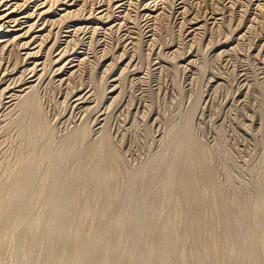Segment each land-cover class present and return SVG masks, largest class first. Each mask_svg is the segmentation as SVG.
I'll use <instances>...</instances> for the list:
<instances>
[{
  "label": "rangeland",
  "instance_id": "374dc122",
  "mask_svg": "<svg viewBox=\"0 0 264 264\" xmlns=\"http://www.w3.org/2000/svg\"><path fill=\"white\" fill-rule=\"evenodd\" d=\"M39 1L45 3L44 8L42 7L44 10L40 9L42 12L36 10L33 13L34 9H28L29 12L33 13H31L33 16L30 15L33 18L29 22H34L35 16L36 20L39 21L25 26L24 30L22 29L23 32L27 31L28 34L25 37H21V33H19L20 37H18V32L20 31L11 32L10 36H6V39L11 37L13 41L11 38L7 39L8 43H6L7 41H0V49L3 47L0 51V56L2 55L0 67L3 66L0 68V73L2 72L1 74H3H0V78L3 79H0V104L3 105H0V197L2 196L0 198V204H2L0 207L7 210L0 209L2 210L0 211V264H71L73 262L72 257H76V255L79 256H77L78 258L74 257L73 260L75 262L72 264H79L77 259L79 261L81 258L82 261H86L88 258L89 261H87L90 264H181V261L182 263L186 262V256H188V263L186 262L185 264H207L209 262L214 264H264V0H212V2L211 0H182V5L181 0H155V2L154 0H151L152 2L150 0H139V2L138 0H71L73 3L70 0H58L59 2L56 0ZM64 1L65 3H63ZM147 2L150 4H148L149 6L146 4ZM153 2H157V5L155 6ZM163 3L167 6H163ZM72 4L76 9L78 6L81 11L75 8H73V11ZM81 4L83 5L81 6ZM91 4H94V7L97 6L95 7L97 11ZM105 5L109 7L106 9ZM60 6L63 8H60ZM80 6L84 8L82 9ZM186 7V10L189 12L185 10ZM210 7L215 8V10H211ZM46 9L48 11L45 13ZM66 9L68 10L66 11ZM207 9L210 10L208 11ZM62 10H65L66 13ZM126 10L129 11V14ZM157 10L159 14L154 13ZM70 11L74 12L75 16L74 13L71 15L72 12L70 13ZM145 12L151 13V16ZM60 13H62L65 19ZM108 13L112 15L109 17ZM65 14L67 16H64ZM85 14L86 16H84ZM58 15L60 16L59 18H57ZM144 15H146V18H144ZM147 15L149 16L147 17ZM202 15L205 16L203 17L204 19L200 18ZM45 16L48 17L46 18ZM72 16L76 17V19L74 17V20L71 19ZM107 16V21H105V17ZM155 16L157 19L154 18ZM207 16L211 18H207ZM178 18L181 21H177ZM185 18L192 22H189ZM49 19L53 21L49 22ZM131 19L138 22L132 23ZM145 19L147 20L145 21ZM196 19H199V21H196ZM201 19L203 21L200 22ZM45 21L47 22V27ZM147 21L148 25L146 24ZM90 22L95 26L92 27ZM68 23H71L69 27ZM82 23H85L84 25L88 28ZM118 23L121 25L118 26ZM129 23L136 27L130 26ZM144 23L146 24L145 26ZM212 23L214 24L212 25ZM50 24L53 26L51 32L53 35L55 34V39L52 38L53 35L50 32ZM103 24L105 26L108 24V26L105 27ZM75 26L79 31L73 28ZM28 27H30V31ZM81 28H85V31L83 29L80 30ZM102 28L103 30H101ZM135 28H137L138 32L139 28H141L140 32L142 33L139 32V36ZM44 30L47 32H43ZM73 30H77L74 32L78 33V35H75ZM92 30L95 31L92 32ZM194 30L196 31L193 32ZM57 31L62 34H59ZM29 33L31 36L33 33L35 35L31 37ZM46 33L50 35H46ZM123 33L126 34L124 35ZM188 33L189 35H186ZM59 35L61 38H57ZM67 35L68 38L73 36V43L70 42ZM144 35L146 36L142 37ZM203 35L204 38H201ZM76 36H80V38ZM149 36L155 37L151 38ZM186 36L188 37L186 38ZM28 37L32 39L28 40ZM192 37L195 38L193 39ZM51 39L53 40L51 41ZM226 39L229 40L227 41ZM127 41L128 43H126ZM33 42L34 44L32 45ZM51 42L55 46L53 44L49 45ZM145 42L146 44H144ZM22 43L25 45H22ZM26 43H29L28 46L31 44V48ZM62 44L63 48H60ZM70 44H73V46L75 44V46L71 47ZM9 45L14 47L7 48L10 47ZM158 45H161V47ZM163 45L165 46L164 48ZM5 46L6 48H4ZM51 46L52 48H50ZM152 46L155 48L152 49ZM69 47L74 48L72 49L73 51H70ZM156 47L160 48L157 49ZM229 47L230 49H228ZM48 49L53 50H50L49 53ZM27 50L32 51L28 52ZM111 50H113L114 54ZM217 50L220 52L219 54ZM223 50H225V55ZM33 51L34 53L32 54L31 52ZM117 51L120 56L117 54ZM70 52H73V56H71ZM189 52L192 53L190 54ZM18 54L20 55L18 56ZM100 54L102 55L99 56ZM112 54L113 56L115 55V59ZM130 54L133 55L131 56ZM57 55H60L61 57L59 58H62L60 60L63 63H67L68 66L67 64L62 66V62L58 61ZM86 55L89 60L85 58L87 57ZM110 55L113 57L112 59ZM21 56L24 58H21ZM180 57H182L181 60ZM19 59L22 60L19 61ZM116 59L118 62L115 61ZM28 60L29 62H27ZM64 60L67 61L65 62ZM13 63L16 64L14 65ZM34 63L36 64L34 65ZM104 63L109 65L106 66ZM19 64L20 66L22 64V66L20 67ZM80 64L81 66H79ZM76 65L81 69L78 67L79 70H77ZM133 65L135 69H133ZM60 66H62V69ZM121 66L123 67L122 71ZM25 67L30 69L27 71ZM43 67L50 69L44 70ZM67 68L70 70V73L73 72L71 76ZM4 69L6 73H4ZM57 69L59 73L55 72ZM111 69L114 74L111 72ZM127 71L129 72L127 73ZM19 72L24 74L21 73L19 76ZM39 72L43 74L45 80ZM38 73L41 75V79ZM63 73L65 77L62 76ZM109 73L112 74V77L114 75L117 80L112 79ZM50 75L52 80L48 77ZM21 76H25V80L35 77L32 78L33 80L27 79L25 81ZM36 79H39L38 86L36 85L38 84L36 83ZM6 80L9 81L7 82ZM70 81L71 83L69 84ZM7 83L8 85H12V87H9L10 85L8 86ZM27 83L32 84L30 86ZM108 84H111L110 86L114 89L110 87L111 91H109ZM118 84H121V86ZM1 86L7 87V91ZM24 86L25 89L23 90L22 87ZM79 89L82 93H80ZM19 90L22 94H26L25 90L30 91L26 95H23L27 96L24 97V101L21 99L22 94L18 93ZM33 90L34 92H32ZM74 90H77L78 95ZM10 91L11 93L15 91L16 96L14 94V99H8L9 97L7 96L10 95ZM71 91L72 94L75 93L72 95ZM86 91L90 93L87 94ZM28 93L32 98L28 96ZM36 94H38L37 96H39L40 101L36 99ZM25 98L26 100L27 98L29 99L30 105L28 101L26 102ZM87 98L91 100L89 101ZM16 99H21L22 103H20L21 100L17 101ZM79 99L84 101L81 102ZM30 101L35 106L31 105L32 102ZM37 101L42 106L37 104ZM17 102H19L18 105ZM21 104H25V106ZM36 104L40 107L38 106V108ZM13 106H15V109ZM12 108L13 110H11ZM84 108L87 111H83ZM35 109L38 112L41 110L40 113L36 112ZM43 110L47 111L45 112L46 115L43 113ZM30 112L31 114L33 113V115H30L31 117L29 116ZM99 113L104 118L100 117ZM42 114L44 117H42ZM23 115L26 118L22 117ZM37 116L38 120L44 119V127L39 124L40 120H37ZM96 116H99V120ZM58 119L59 121H57ZM23 120H25L27 125L22 123L24 122ZM32 122L33 124H30ZM102 122L105 126L101 125ZM99 124L101 128H99ZM32 125H34L33 129L35 128L36 130L31 131ZM93 127L95 130L92 129ZM45 130L48 131L46 132ZM35 131L39 134L38 136ZM42 133L44 137L47 135L46 140L42 139ZM27 135L30 139L32 137L35 142L33 143L32 139L28 140ZM50 135L52 140L48 139ZM83 135H85V138ZM104 136L108 137L107 141L109 143L106 142V138L103 139ZM74 139L75 144L79 146L74 145ZM77 139H79L78 143H76ZM111 144L113 146H110ZM74 146L77 148L75 147V149ZM27 147H33V151L32 148L29 150ZM52 147L54 148L52 149ZM49 148L51 149L49 150ZM34 149L37 152L40 150V153H35ZM70 149L72 152H69ZM112 149L115 150L109 152ZM47 150H49V153ZM113 152L114 154L116 152L117 155H110ZM48 154L51 157L53 156L54 159ZM110 156L115 159L112 158L114 162ZM43 158L45 160L47 158V161ZM113 163L118 165H114ZM20 175L22 177L25 176V180ZM95 179H98V182ZM101 180L104 183V187L109 183L112 186L109 184L106 188L102 189ZM7 185L8 188H6ZM79 185L82 186L79 187ZM94 185H96V188ZM111 189L114 190L112 191ZM109 190L113 192L110 196H108ZM101 191L103 192L102 194ZM42 193L46 194L42 196ZM104 194H106V197ZM3 195H6L5 198L8 196L10 199H13H5ZM14 195L17 197L15 198ZM2 198L3 202L1 203ZM7 200H9V203ZM187 204H189V207ZM203 210H205V213ZM216 211H219V213ZM2 213L4 214L2 215ZM82 213L83 215L81 216ZM14 215L15 218L13 219V224H11ZM100 216H103L104 221L99 218ZM70 220L74 221V223L76 221V225L80 223V226L78 225L80 228L86 227L87 223L86 229H90L89 232L85 227L80 230ZM96 220L102 223L98 224ZM80 221L83 222L81 223ZM90 221H95L98 226H93L94 222L91 223ZM101 224L105 225V228H102L103 225ZM32 225L35 226L32 227ZM99 225L101 228H98ZM89 226L90 228H88ZM106 228H109L107 232ZM67 229L68 233L66 232ZM91 229L97 232L91 233ZM101 229H103V233ZM79 230L83 231L80 232ZM51 231L52 233H48ZM59 231H62V233ZM69 231L72 234H69ZM75 232H80L82 235L86 233L84 236L88 240L85 241V238H83L84 243H79V241L77 243L74 240ZM100 232L103 235H101L103 239L98 235ZM58 233H61L60 236L62 238L59 237ZM65 233L71 236H65ZM93 233H96V235ZM5 234L8 235L6 236ZM28 235L31 237H28ZM69 237L72 238L73 243ZM46 238H48V242ZM66 239L69 240L66 241ZM101 239H105L106 243L108 242L111 246L103 247V244L106 243L104 241L102 243ZM209 239L212 240L209 241ZM94 240L98 242L96 245L100 247L97 248L94 245L90 250L88 249L90 254L87 253L85 255L86 258L84 256L86 253L83 249L84 244L90 242L93 244ZM120 240H122V243ZM74 241L78 244V251L81 249L85 253L82 251L80 254H76L78 251L76 250L77 246ZM211 241L212 244L216 242L218 245L215 244V246L213 244L211 246ZM64 242L65 245H63ZM111 243L115 244L113 245L114 248ZM152 243L154 244L151 245ZM220 244L222 247H219ZM153 246L156 248L155 251L150 249V247L154 248ZM214 246L218 248H214ZM72 247L73 249H70ZM208 247L211 248L208 249ZM65 249L70 251L68 253L71 259L68 258L69 256L64 251ZM96 249L99 254L95 251ZM111 249L112 253H110L111 251L108 252L111 256L108 257L104 252ZM203 249L206 254L203 252ZM212 249H215V253L213 254L210 253L214 252ZM93 250L96 254H94L95 256H93ZM108 253L106 252V254ZM153 254L156 257H153ZM104 256L106 259H104Z\"/></svg>",
  "mask_w": 264,
  "mask_h": 264
},
{
  "label": "bare ground",
  "instance_id": "6f19581e",
  "mask_svg": "<svg viewBox=\"0 0 264 264\" xmlns=\"http://www.w3.org/2000/svg\"><path fill=\"white\" fill-rule=\"evenodd\" d=\"M43 1H45V0H43ZM52 1H53V0H52ZM56 1H58V0H56ZM59 1H60V0H59ZM59 1H58V2H59ZM62 1H63V0H62ZM66 1H67V0H66ZM70 1H71V0H70ZM85 1H86V0H85ZM97 1H98V0H97ZM116 1H117V0H116ZM122 1H125V0H122ZM150 1H151V0H150ZM150 1H149V3H150ZM161 1H162V0H161ZM161 1H160V2H161ZM166 1H167V0H166ZM194 1H196V0H194ZM216 1H217V0H216ZM50 2H51V1H50ZM71 2H72V1H71ZM74 2H75V1H74ZM93 2H94V1H93ZM100 2H101V1H100ZM103 2H104V1H103ZM106 2H107V1H106ZM118 2H119V1H118ZM128 2H129V1H128ZM131 2H133V1H131ZM138 2H139V0H138ZM151 2H152V1H151ZM154 2H155V0H154ZM154 2H153V3H154ZM157 2H159V1H157ZM157 2H156V3H157ZM163 2H164V1H163ZM181 2H182V0H181ZM211 2H212V0H211ZM211 2H210V3H211ZM46 3H47V2H46ZM63 3H65V1H64ZM72 3H73V2H72ZM85 3H86V2H85ZM91 3H92V2H91ZM95 3H97V2H95ZM110 3H112V2L110 1ZM116 3H117V2H116ZM120 3H121V1H120ZM126 3H127V2H126ZM136 3H137V1H136ZM149 3L147 2L146 4L148 5ZM153 3H152V4H153ZM156 3H154L155 6L157 5ZM161 3H162V2H161ZM178 3H179V2H178ZM189 3H190V2H189ZM189 3H188V4H189ZM32 4H33V5H32ZM47 4H48V3H47ZM60 4H61V3H60ZM69 4H70V3H69ZM86 4H87V3H86ZM97 4H98V3H97ZM112 4H113V3H112ZM124 4H125V3H124ZM124 4H123V7H124ZM127 4H128V3H127ZM129 4H130V3H129ZM132 4H133V3H132ZM134 4H135V2H134ZM152 4H151V5H152ZM163 4H164V3H163ZM182 4H183V2L181 3V5H182ZM41 5H42V6H41ZM53 5H54V4H53ZM65 5H66V4H65ZM72 5H73V4H72ZM82 5H83V4H81V6H82ZM91 5H92V4H91ZM93 5H94V4H93ZM93 5H92V6H93ZM106 5H108V4H106ZM106 5H105L104 7H106ZM137 5H138V4H137ZM147 5H146V6H147ZM149 5H150V4H149ZM149 5H148V6H149ZM154 5H153V6H154ZM175 5H177V4H175ZM189 5H190V4H189ZM191 5H192V4H191ZM39 6H41V7L39 8ZM43 6H45V3L42 2V1H39V0H0V41H3V42L7 41V39H10L11 37L6 39V36H8L11 32H17V31H20V32H18V34L21 33V37H25V35L28 34V33H27V31H24V32H23V30H24L23 28H24L25 26H27V25H29V24H33V23H35V22L37 21V20H36V16H35V20H34V22H29V21L32 20V18H33V17H32V16H33L32 14H33L34 12H36V10L39 11ZM48 6H51V5H48ZM54 6H55V5H54ZM54 6H53V7H54ZM75 6H77V5H75ZM81 6H80V7H81ZM88 6H89V4H88ZM99 6H100V5H99ZM114 6H115V5H114ZM114 6H113V7H114ZM117 6H118V5H117ZM117 6H116V7H117ZM121 6H122V5H121ZM121 6H119V7H121ZM125 6H126V5H125ZM132 6L134 7V5H132ZM158 6H159V4H158ZM163 6H167V5L164 4ZM163 6H162V7H163ZM204 6H205V4H204ZM209 6H210V5H209ZM51 7H52V6H51ZM55 7H56V6H55ZM66 7H67V6H66ZM93 7H94V6H93ZM95 7H97V6H95ZM95 7H94V9H96V11H97V8H95ZM107 7H109V6H107ZM107 7H106V9H107ZM113 7H112V8H113ZM119 7H118V8H119ZM126 7H127V6H126ZM130 7H131V4H130ZM136 7H137V6H136ZM136 7H135V8H136ZM144 7H145V6H144ZM159 7H160V6H159ZM187 7H188V6H187ZM187 7L185 8V10L187 9ZM43 8H44V7H43ZM43 8H42V11L44 10ZM60 8H63V7L60 6ZM73 8L76 9V7H74V5H73L72 9H73ZM81 8H82V7H81ZM83 8H84V7H83ZM83 8H82V9H83ZM87 8H88V7H87ZM114 8H115V7H114ZM121 8H122V7H121ZM121 8H120V9H121ZM128 8H129V5H128ZM149 8H150V7H149ZM28 9H29V10H30V9H31V10L34 9L35 11L33 10V13H32V12H29ZM57 9H58V8H57ZM57 9H56V10H57ZM70 9H71V8H70ZM77 9H79L78 6H77ZM77 9H76V10H77ZM98 9H100V8H98ZM102 9H104V8H102ZM126 9H127V8H126ZM131 9L133 10V8H131ZM131 9H130V10H131ZM144 9H145V8H144ZM152 9H155V8H152ZM160 9H161V8H160ZM181 9H182V8H181ZM188 9H189V8H188ZM210 9H211V10H212V9L215 10V8H211V7H210ZM210 9H209V10H210ZM49 10H50V7H49ZM67 10H68V9H66V11H67ZM79 10H80V9H79ZM92 10H93V9H92ZM92 10H91V11H92ZM108 10H109V9H108ZM110 10H111V8H110ZM113 10H114V9H113ZM116 10H117V9H116ZM163 10H164V9H163ZM207 10H208V9H207ZM209 10H208V11H209ZM42 11L40 10V12H42ZM47 11H48V10L46 9L45 13H46ZM50 11H51V10H50ZM62 11L65 12V10H62ZM73 11H74V9H73ZM80 11H81V10H80ZM84 11H85V10H84ZM89 11H90V9H89ZM99 11H100V10H99ZM101 11H102V10H101ZM104 11H105V10H104ZM104 11H103V13H104ZM123 11H124V10H123ZM126 11H128V10H126ZM133 11H134V10H133ZM147 11H148V10H147ZM161 11H162V10H161ZM164 11H165V10H164ZM178 11H180V10H178ZM186 11H187V10H186ZM208 11H207V12H208ZM26 12H27V13H26ZM53 12H54V11H53ZM53 12H52V13H53ZM71 12H72V11H70V13H71ZM108 12H109V11H108ZM112 12H113V11H112ZM124 12H125V11H124ZM124 12H123V14H125ZM157 12H159V11L157 10V11L154 12V13H157ZM184 12H185V11H184ZM187 12H189V11H187ZM213 12H214V11H213ZM213 12H211V13H213ZM31 13H32V14H31ZM43 13H44V12H43ZM49 13H50V12H49ZM54 13H57V12H54ZM62 13H63V12H62ZM62 13H60L61 16H62ZM65 13H66V12H65ZM73 13H74V12H72L71 15H72ZM94 13H95V10H94ZM103 13H102V14H103ZM114 13H115V11H114ZM145 13H146V12H145ZM147 13H148V12H147ZM147 13H146V14H147ZM154 13H153V15H154ZM182 13H183V12H182ZM216 13H217V11H216ZM60 14H59V15H60ZM67 14H68V13H67ZM67 14H65L64 16H67ZM82 14H83V13H82ZM88 14H89V13H88ZM88 14H87V15H88ZM99 14H100V12H99ZM115 14H116V13H115ZM123 14H122V15H123ZM128 14H129V11H128ZM132 14H133V12H132ZM148 14H149V13H148ZM150 14H151V13H150ZM150 14H149V15H150ZM157 14H159V13H157ZM184 14H186V13H184ZM30 15H32V16H30ZM40 15H41V14H40ZM48 15H49V14H48ZM59 15H58L57 18L60 17ZM71 15H70V16H71ZM90 15H92V14H90ZM90 15H89V16H90ZM106 15H107V13H106ZM108 15H109V13H108ZM111 15H112V14H111ZM111 15H109V17H110ZM119 15H121V14H119ZM130 15H131V14H130ZM149 15H147V17H148ZM155 15H156V14H155ZM187 15H188V14H187ZM191 15H192V14H191ZM205 15H206V14H205ZM74 16H75V13H74ZM74 16H72V18H71V17H70V18L73 19ZM77 16H78V15H77ZM84 16H86V14H85ZM89 16H88V17H89ZM96 16H97V15H96ZM126 16H127V15H126ZM145 16H146V15H144V18H146ZM150 16H151V15H150ZM179 16H180V15H179ZM179 16H178V17H179ZM182 16H183V15H182ZM198 16H199V14H198ZM211 16H212V15H211ZM45 17H46V16H45ZM47 17H48V16H47ZM47 17H46V18H47ZM55 17H56V16H55ZM62 17H63V16H62ZM82 17H83V16H82ZM94 17H95V16H94ZM98 17H99V16H98ZM115 17H116V16H115ZM122 17H124V16H122ZM194 17H195V16H194ZM203 17H205V16L202 15V17H200V18H203ZM208 17H210V16H207V18H208ZM212 17H213V16H212ZM46 18H45V19H46ZM50 18H52V17L50 16ZM63 18H64V17H63ZM67 18H68V17H67ZM67 18H66V19H67ZM74 18L76 19V17H74ZM84 18H85V17H84ZM91 18H92V16H91ZM107 18H108V16L105 17V21H107V20H106ZM127 18H128V16H127ZM151 18H152V17H151ZM154 18L157 19L156 16H155ZM181 18H182V17H181ZM183 18H184V17H183ZM189 18H190V16H189ZM197 18H198V17H197ZM210 18H211V17H210ZM214 18H217V17H214ZM218 18H220V17H218ZM218 18H217V19H218ZM37 19H38V17H37ZM43 19H44V18H43ZM60 19H62V18H60ZM64 19H65V18H64ZM129 19H130V18H129ZM149 19H150V18H149ZM149 19H148V21H149ZM185 19H186V18H185ZM203 19H204V18H203ZM203 19H201L200 22L203 21ZM205 19H206V18H205ZM39 20H40V19H39ZM49 20H50V19H49ZM49 20H47V21H49ZM56 20H57V19H56ZM56 20H55V21H56ZM73 20H74V19H73ZM78 20H79V19H78ZM86 20H88V19H86ZM89 20H91V19H89ZM94 20H95V19H94ZM99 20H100V19H99ZM114 20H115V19H114ZM123 20H124V19H123ZM123 20H122V22H123ZM126 20H127V19H126ZM126 20H125V21H126ZM132 20H133V19H131V21H132ZM146 20H147V19H145V21H146ZM178 20L181 21L179 18L177 19V21H178ZM186 20H188V19H186ZM186 20H184V21L186 22ZM191 20H193V19L191 18ZM197 20L199 21V19H196V21H197ZM214 20H216V19H214ZM42 21H43V20H42ZM52 21H53V20H52ZM52 21L50 20L49 22H52ZM60 21H61V20H60ZM96 21H97V20H96ZM105 21H104V22H105ZM115 21H116V20H115ZM115 21H114V22H115ZM125 21H124V22H125ZM135 21H137V20L132 21V23L135 22ZM143 21H144V20H143ZM148 21H147V23L145 22L147 25H148ZM151 21H152V20H151ZM153 21H154V19H153ZM153 21H152V23H154ZM182 21H183V20H182ZM188 21H189V20H188ZM219 21H220V19H219ZM37 22H39V21H37ZM45 22H46V21H45ZM65 22H66V21H65ZM79 22H80V21H79ZM88 22H89V21H88ZM101 22H102V21H101ZM116 22H117V21H116ZM137 22H138V21H137ZM137 22H135V23H137ZM189 22H192V21H189ZM194 22H195V21H194ZM207 22H208V21H207ZM209 22H210V20H209ZM215 22H216V21H215ZM217 22H218V20H217ZM217 22H216V23H217ZM220 22H221V21H220ZM56 23H57V22H56ZM61 23H62V22H61ZM61 23H60V24H61ZM90 23H91V22H90ZM90 23H89V24H90ZM99 23H100V22H99ZM111 23H112V22H111ZM119 23H120V21H119ZM119 23H118V26L121 25V24L119 25ZM135 23H134V24H135ZM142 23H143V22H142ZM145 23H144V26L146 25ZM152 23H150V24L152 25ZM180 23H181V22H180ZM204 23H205V22H204ZM216 23H215V24H216ZM218 23H219V22H218ZM38 24H39V23H38ZM48 24H49V23H48ZM69 24H71V23H68V27H69ZM79 24H80V23H79ZM82 24H83V23H82ZM82 24H81V25H82ZM84 24H85V23H84ZM84 24H83V25H84ZM89 24H87V25L89 26ZM93 24H94V23H93ZM129 24H130V23H129ZM129 24H128V25H129ZM181 24H182V23H181ZM189 24H191V23H189ZM213 24H214V23H212V25H213ZM42 25H43V23H42ZM42 25H39V26H42ZM44 25H45V24H44ZM91 25H92V23H91ZM103 25H104V24H103ZM123 25H126V24H123ZM128 25L126 26V28L128 27ZM131 25H132V24H130V26H131ZM139 25H140V24H139ZM139 25H138V26H139ZM151 25H150V27H151ZM153 25H154V24H153ZM199 25H200V23H199ZM199 25H198V26H199ZM201 25H202V24H201ZM212 25H210V26H212ZM216 25H217V24H216ZM216 25H215V26H216ZM36 26H37V25H36ZM50 26H51V27H50V28H51L50 32H51L52 29H53V28H52L53 26H52L51 24H50ZM66 26H67V25H66ZM79 26H80V25H79ZM84 26H85V25H84ZM94 26H95V25H94ZM94 26L92 25V27H94ZM98 26H99V25H98ZM98 26H96V28H98ZM104 26H105V25H104ZM104 26H103V27H104ZM106 26H108V24H106ZM106 26H105V27H106ZM109 26H110V25H109ZM113 26H114V25H113ZM116 26H117V25H116ZM132 26L134 27L135 25H132ZM154 26H155V25H154ZM154 26H153V27H154ZM188 26H189V25H188ZM193 26H194V25H193ZM203 26H204V24H203ZM42 27H43V26H42ZM46 27H47V22H46ZM54 27H55V26H54ZM61 27H62V26H61ZM81 27H83V26H81ZM85 27H87V26H85ZM100 27H101V26H100ZM110 27H111V26H110ZM110 27H109V29H110ZM121 27H122V26H121ZM135 27H136V26H135ZM194 27H195V26H194ZM200 27H201V26H200ZM28 28H29L28 30L30 31V27H28ZM31 28H32V27H31ZM36 28H37V27H36ZM40 28H41V27H40ZM50 28H49V29H50ZM70 28H71V26H70ZM73 28L78 29L76 26L73 27ZM87 28H88V27H87ZM90 28H91V27H90ZM90 28H89V29H90ZM117 28H118V27H117ZM148 28H149V27H148ZM187 28H188V27H187ZM196 28H197V25H196ZM201 28H202V27H201ZM201 28H200V30H201ZM207 28H208V27H207ZM22 29H23V30H22ZM55 29H56V28H55ZM55 29H54V30H55ZM57 29H59V28H57ZM66 29H67V27H66ZM68 29H69V28H68ZM82 29H83V28H81L80 30H82ZM84 29H85V28H84ZM84 29H83V30H84ZM93 29H95V28H93ZM105 29H106V28H105ZM118 29H119V28H118ZM118 29H117V30H118ZM135 29H136V31L138 32L137 28H135ZM155 29H156V28H155ZM205 29H206V28H205ZM205 29H203V30H205ZM21 30H22V31H21ZM31 30H32V29H31ZM34 30H35V29H34ZM38 30H39V29H38ZM38 30H37V31H38ZM54 30H53V32H54ZM63 30H64V29H63ZM63 30H62V31H63ZM86 30H87V29H86ZM101 30H103V28H102ZM115 30H116V27H115ZM119 30H120V29H119ZM129 30H130V29H129ZM189 30H190V29H189ZM198 30H199V29H198ZM200 30H199V31H200ZM203 30H202V31H203ZM242 30H243V29H242ZM66 31H68V30H66ZM74 31H75V30H73V32H74ZM76 31H77V30H76ZM76 31H75V32H76ZM78 31H79V29H78ZM84 31H85V30H84ZM93 31H95V30H92V32H93ZM97 31H99V30L97 29ZM97 31H96V32H97ZM127 31H128V28H127ZM127 31H126V32H127ZM130 31H131V30H130ZM140 31H141V28H139V32H140ZM153 31H154V30H153ZM186 31H187V30H186ZM191 31H192V29H191ZM195 31H196V30H194L193 32H195ZM31 32H32V31H31ZM43 32H47V31L44 30ZM50 32H49V33H50ZM57 32H58V31H57ZM57 32H56V33H57ZM75 32H74V33H75ZM102 32H103V31H102ZM104 32H105V31H104ZM106 32H107V31H106ZM108 32H109V31H108ZM121 32H124V31H121ZM132 32H133V31H132ZM139 32H138V36H139ZM145 32H146V31H145ZM187 32H189V31H187ZM193 32H192V33H193ZM197 32H198V31H197ZM204 32H205V31H204ZM49 33H48V34L46 33V35H50ZM58 33H59V32H58ZM60 33H61V32H60ZM60 33H59V34H60ZM66 33H67V32H66ZM69 33H71V32H69ZM74 33H73V34H74ZM97 33H98V32H97ZM111 33H112V32H111ZM117 33H118V31H117ZM130 33H131V32H130ZM133 33H134V32H133ZM140 33H142V32H140ZM147 33H148V32H147ZM152 33H153V32H152ZM189 33H190V32H189ZM189 33L186 34V35H189ZM198 33H199V32H198ZM200 33H201V32H200ZM206 33H207V32H206ZM16 34H17V33H16ZM31 34H32V33H31ZM43 34H44V33H43ZM43 34H42V35H43ZM51 34H52V32H51ZM61 34H62V33H61ZM83 34H84V33H83ZM92 34L94 35V33H92ZM95 34H96V33H95ZM120 34H121V33H120ZM123 34H124V33H123ZM125 34H126V33H125ZM125 34H124V35H125ZM148 34H149V33H148ZM203 34H204V33H203ZM207 34H208V33H207ZM238 34H239V33H238ZM23 35H24V36H23ZM29 35H30V33H29ZM33 35H35V34L33 33ZM33 35H32V36L30 35V36L33 37ZM36 35H37V34H36ZM38 35H39V33H38ZM46 35H45V36H46ZM52 35H53V34H52ZM75 35H78V33H77V34L75 33ZM85 35H86V34H85ZM85 35H84V36H85ZM88 35H89V34H88ZM93 35H92V36H93ZM97 35H98V34H97ZM114 35H115V34H114ZM130 35H131V34H130ZM133 35H134V34H133ZM142 35H143V34H142ZM146 35H147V34H146ZM146 35H144V36H142V37H145ZM153 35H154V34H153ZM194 35H195V34H194ZM200 35H202V34H200ZM239 35H240V34H239ZM9 36H10V35H9ZM14 36H15V35H14ZM30 36H29V37H30ZM40 36H41V35H40ZM56 36H57V34H56ZM81 36H83V35L81 34ZM89 36H91V35H89ZM89 36H88V37H89ZM112 36H113V35H112ZM120 36H121V35H120ZM192 36H193V35H192ZM18 37H20V34L18 35ZM26 37H27V36H26ZM29 37H28V40L30 39ZM48 37H49V36H48ZM64 37H65V36H64ZM69 37H70V36H69ZM72 37H73V36H71V38H68V35H67V38L70 39V42L73 43V39H74V38H72ZM76 37L80 38V36H76ZM99 37H100V36H99ZM113 37L115 38V36H113ZM113 37H112V39H113ZM117 37H118V36H117ZM121 37H123V36H121ZM127 37H129V36H127ZM147 37H148V36H147ZM149 37H151V36H149ZM154 37H155V36H154ZM154 37H151V38H154ZM187 37H188V36H186V38H187ZM189 37H190V36H189ZM200 37H201V36H200ZM207 37H208V36H207ZM207 37H206V38H207ZM240 37L242 38V36H240ZM16 38H17V36H16ZM40 38H41V37H40ZM40 38H39V39H40ZM42 38H44V37H42ZM46 38H47V37H46ZM52 38L55 39V34L53 35ZM57 38H61L60 35H59V37H57ZM57 38H56V39H57ZM100 38H102V37H100ZM118 38H119V37H118ZM192 38H193V37H192ZM194 38H195V37H194ZM194 38H193V39H194ZM201 38H204V35H203V37H201ZM201 38H200V39H201ZM234 38H235V37H234ZM11 39H12V38H11ZM31 39H32V38H31ZM31 39H30V40H31ZM53 39H51V41H52ZM62 39H63V38H62ZM91 39H92V37H91ZM106 39H107V38H106ZM121 39H122V38H121ZM121 39H120V40H121ZM193 39H192V40H193ZM236 39H238V38H236ZM263 39H264V38H263ZM17 40H20V39H17ZM17 40H16V41H17ZM45 40H48V39H45ZM66 40H67V39H66ZM71 40H72V41H71ZM101 40H102V39H101ZM113 40H114V39H113ZM116 40H117V39H116ZM129 40L131 41V39H129ZM132 40H133V39H132ZM142 40H143V39H142ZM146 40H147V39H146ZM149 40H150V39H149ZM152 40H153V39H152ZM188 40H189V39H188ZM226 40H227V39H226ZM228 40H229V39H228ZM228 40H227V41H228ZM9 41H10V40H9ZM12 41H13V39H12ZM16 41H15V42H16ZM20 41H21V40H20ZM24 41H25V40H24ZM26 41H27V40H26ZM36 41L38 42V40H36ZM77 41H78V40H77ZM118 41H119V40H118ZM122 41H123V40H122ZM130 41H129V42H130ZM136 41H137V40H136ZM144 41H145V40H144ZM150 41H151V40H150ZM222 41H223V40H222ZM224 41H225V40H224ZM227 41H226V42H227ZM231 41H232V39H231ZM231 41H229V42H231ZM3 42H2V44H3ZM15 42H14V43H15ZM28 42H29V41H28ZM34 42H35V41H34ZM34 42L32 43V45L34 44ZM44 42H46V41H44ZM44 42H43V43H44ZM57 42H61V41H57ZM66 42H68V41H66ZM66 42H65V45H66ZM79 42H80V41H79ZM139 42H140V41H139ZM148 42H149V41H148ZM229 42H228V43H229ZM6 43H8V41H7ZM9 43H10V42H9ZM24 43H25V42H24ZM24 43H22V45H25ZM39 43H40V42H39ZM39 43H38V45H39ZM46 43H47V42H46ZM54 43L56 44V41H55V40H54ZM62 43H63V42H62ZM74 43H76V42H74ZM126 43H128V41H127ZM142 43H143V42H142ZM220 43H221V42H220ZM223 43L225 44V42H223ZM231 43H232V42H231ZM263 43H264V42H263ZM17 44H18V42H17ZM17 44H16V45H17ZM26 44H27V43H26ZM28 44H29V43H28ZM28 44H27V46H28ZM41 44H42V43H41ZM51 44H53V43H52V42L49 43V45H51ZM55 44H53V45L55 46ZM67 44H68V43H67ZM131 44H132V43H131ZM144 44H146V42H145ZM174 44H175V43H174ZM3 45H4V44H3ZM3 45H2V46H3ZM16 45H15V46H16ZM19 45H20V44H19ZM30 45H31V44H30ZM30 45H29L28 47H30ZM47 45H48V44H47ZM47 45H46V46H47ZM49 45H48V46H49ZM53 45H52V46H53ZM148 45H149V44H148ZM166 45H167V44H166ZM9 46H10V45H9ZM20 46H21V45H20ZM27 46H26V49H27ZM46 46H45V47H46ZM52 46H51L50 48H52ZM70 46L72 47L73 44H72V45L70 44ZM74 46H75V44H74ZM74 46H73V47H74ZM155 46H156V45H155ZM158 46L161 47V45H158ZM168 46H169V44H168ZM192 46H193V45H192ZM215 46H216V45H215ZM11 47H12V46L7 47V48H11ZM13 47H14V46H13ZM13 47H12V48H13ZM22 47H23V46H22ZM24 47H25V46H24ZM36 47H37V46H36ZM38 47H39V46H38ZM41 47H42V45H41ZM41 47H39V48L41 49ZM160 47H159V48H160ZM164 47H165V46L163 45V48H164ZM193 47H194V46H193ZM218 47H219V46H218ZM4 48H6V46H5ZM30 48H31V47H30ZM39 48H38V49H39ZM58 48H59V47H58ZM60 48H63V44H62V47H60ZM66 48H67V46H66ZM69 48H70V47H69ZM76 48H77V50H78V47H77V46H76ZM82 48H83V47H82ZM154 48H155V47L152 46V49H154ZM156 48H157V47H156ZM159 48H157V49H159ZM166 48H167V47H166ZM176 48H177V47H176ZM219 48H220V47H219ZM225 48H226V47H225ZM2 49H3V47H1L0 51H1ZM34 49H35V48H34ZM36 49H37V48H36ZM43 49H45V48L43 47ZM72 49H74V48H70V51H73ZM167 49H168V48H167ZM220 49H221V48H220ZM220 49H219V50H220ZM222 49H223V48H222ZM228 49H230V47H229ZM9 50H11V49H9ZM13 50H14V49H13ZM13 50H12V51H13ZM18 50H19V49H18ZM50 50L52 51L53 49H50ZM50 50L48 49L47 51L50 53ZM59 50H60V49H59ZM64 50H65V49H64ZM84 50H85V49H84ZM150 50H151V49H150ZM165 50H166V49H165ZM165 50H164V51H165ZM190 50H191V49H190ZM6 51H7V50H6ZM21 51H22V50H21ZM27 51H28V50H27ZM30 51H32V50H30ZM30 51H28V52H30ZM34 51H35V50H34ZM34 51L31 52V53L33 54ZM78 51H79V50H78ZM86 51H87V50H86ZM112 51H113V50H111V52H112ZM115 51H116V50H115ZM129 51H130V50H129ZM153 51H154V50H153ZM161 51H162V49H161ZM169 51H170V50H169ZM172 51H173V50H172ZM175 51H176V49H175ZM175 51H173V52H175ZM217 51H218V50H217ZM226 51H227V49H226ZM3 52H4V51H3ZM3 52H2V53H3ZM9 52H10V51H9ZM18 52H19V51H18ZM18 52H17V53H18ZM28 52H26V53H28ZM36 52H37V51H36ZM44 52H45V50H44ZM54 52H56V51H54ZM64 52H65V51H64ZM68 52H69V51H68ZM81 52H82V51H81ZM89 52H90V51H89ZM89 52H88V53H89ZM106 52H107V51H106ZM106 52H105V53H106ZM111 52H109V53H111ZM193 52H194V51H193ZM196 52H197V51H196ZM221 52H222V51H221ZM223 52H224V55H225V54H226V53H225V50H223ZM10 53H11V52H10ZM45 53H46V52H45ZM65 53H66V52H65ZM76 53H77V51H76ZM103 53H104V51H103ZM112 53H113V52H112ZM118 53H119V52L117 51V54H118ZM124 53H125V52H124ZM130 53H131V52H130ZM157 53H159V52L157 51ZM170 53H171V52H170ZM189 53L191 54L192 52H189ZM194 53H195V52H194ZM216 53H217V52H216ZM219 53H220V52L218 51V54H219ZM28 54H29V53H28ZM32 54H31V55H32ZM60 54H61V52H60ZM62 54H64V53H62ZM70 54H71V56H73V55H72L73 52H72V53L70 52ZM70 54H69V55H70ZM85 54H86V53H85ZM85 54H83V55L85 56ZM96 54H97V53H96ZM113 54H114V53H113ZM113 54H112V56H113ZM197 54H198V53H197ZM197 54H196V55H197ZM6 55H7V53H6ZM19 55H20V54H18V56H19ZM26 55H27V54H26ZM37 55H38V54H37ZM49 55H50V54H49ZM51 55H52V54H51ZM76 55H77V54H76ZM94 55H95V54H94ZM101 55H102V54H100L99 56H101ZM118 55H119V54H118ZM130 55H131V54H130ZM130 55H129V56H130ZM132 55H133V54H132ZM132 55H131V56H132ZM193 55H194V54H193ZM220 55H221V54H220ZM1 56H2V55H1ZM1 56H0V58H2ZM23 56H24V55H23ZM33 56H34V55H33ZM44 56H45V55H44ZM44 56H43V57H44ZM47 56H48V55H47ZM57 56H58V55H57ZM57 56H56V57H57ZM62 56H63V55H62ZM66 56H67V55H66ZM74 56H75V55H74ZM81 56H82V55H81ZM86 56H87V55H86ZM107 56H108V55H107ZM110 56H111V55H110ZM112 56H111V59H112L115 55H114L113 57H112ZM119 56H120V55H119ZM126 56H127V54H126ZM188 56H189V55H188ZM6 57H7V56H6ZM8 57H10V56H8ZM37 57H38V56H37ZM48 57H50V56H48ZM53 57H54V56H53ZM59 57H61V56L59 55V56H58V59H59V60H58V59H57V60H58V61H61L60 59H62V58H59ZM82 57H83V56H82ZM92 57H93V56H92ZM95 57H96V56H95ZM97 57H98V56H97ZM108 57H109V56H108ZM195 57H196V56H195ZM19 58H20V57H19ZM21 58H24V57L21 56ZM25 58H26V57H25ZM35 58H36V55H35ZM44 58H45V57H44ZM65 58H66V57H65ZM65 58H64V59H65ZM67 58H68V57H67ZM79 58H81V57H79ZM83 58H84V57H83ZM85 58L88 59V56L85 57ZM93 58H94V57H93ZM115 58H116V57H114V59H115ZM120 58H121V57H120ZM131 58L133 59V57H131ZM158 58H159V56H158ZM181 58H182V57H180V60H181ZM6 59H7V58H6ZM9 59H10V58H9ZM29 59H30V58H29ZM38 59H39V58H38ZM40 59H41V58H40ZM51 59H52V57H51ZM72 59H73V58H72ZM95 59H96V58H95ZM101 59H103V58L101 57ZM101 59H100V61H101ZM117 59H118V58H117ZM117 59H116L115 61H117ZM154 59H155V58H154ZM154 59H153V60H154ZM189 59H190V57H189ZM0 60H1V59H0ZM21 60H22V59H21ZM21 60L19 59V61H21ZM23 60H24V59H23ZM33 60H34V58H33ZM47 60H48V59H47ZM47 60H46V61H47ZM54 60H55V59H54ZM68 60H69V59H68ZM81 60H83V59H81ZM88 60H89V59H88ZM97 60H98V59H97ZM118 60H120V59H118ZM134 60H135V59H134ZM183 60H184V59H183ZM3 61H4V60H3ZM40 61H42V60H40ZM40 61H39V62H40ZM46 61H44V62H46ZM64 61H65V60H64ZM66 61H67V60H66ZM66 61H65V62H66ZM75 61H76V60H75ZM78 61H79V60H78ZM84 61H85V59H84ZM113 61H114V60H113ZM122 61H123V60H122ZM155 61H156V59H155ZM158 61H159V60H158ZM5 62H6V61H5ZM9 62H10V61H9ZM16 62H17V61H16ZM27 62H29V60H28ZM39 62H38V63H39ZM48 62H49V61H48ZM52 62H53V61H52ZM52 62H51V63H52ZM61 62H62V61H61ZM82 62H83V61H82ZM98 62H99V61H98ZM108 62H109V61H108ZM117 62H118V61H117ZM131 62H132V61H131ZM152 62H153V61H152ZM1 63H2V60H1ZM22 63H23V62H22ZM42 63H43V62H42ZM42 63H41V64H42ZM53 63H54V62H53ZM62 63H63V62H62ZM62 63H61L62 66H63L64 64H67V63H63V64H62ZM70 63H72V62H70ZM70 63H69V64H70ZM74 63H75V62H74ZM74 63H73V64H74ZM78 63H79V62H78ZM113 63H114V62H113ZM121 63H122V62H121ZM128 63H130V62H128ZM133 63H135V62L133 61ZM150 63H151V61H150ZM160 63H161V62H160ZM9 64H10V63H9ZM13 64H14V63H13ZM15 64H16V63H15ZM15 64H14V65H15ZM35 64H36V63H34V65H35ZM47 64H48V63H47ZM76 64H77V63H76ZM104 64H105V63H104ZM3 65H4V64H3ZM6 65H7V63H6ZM6 65H5V66H6ZM14 65H13V66H14ZM25 65H26V64H25ZM43 65H44V63H43ZM58 65H59V64H58ZM70 65H71V64H70ZM83 65H84V64H83ZM83 65H82V67H83ZM97 65H98V64H97ZM105 65H106V64H105ZM105 65H104V66H105ZM108 65H109V64H108ZM108 65H106V66H108ZM115 65H116V64H115ZM115 65H114V66H115ZM124 65H127V64H124ZM128 65H129V64H128ZM128 65H127V66H128ZM134 65H135V64H134ZM134 65H133V66H134ZM5 66H4V68H5ZM10 66H11V64H10ZM19 66H20V64H19ZM21 66H22V64H21ZM21 66H20V67H21ZM40 66H41V65H40ZM44 66H46V65H44ZM62 66H60L61 69H62ZM65 66H66V65H65ZM67 66H68V64H67ZM67 66H66V67H67ZM71 66H72V65H71ZM79 66H81V64H80ZM79 66H78V67H79ZM98 66H100V65H98ZM112 66H113V65H112ZM122 66H123V65H122ZM122 66H121V67H122ZM127 66H126V67H127ZM129 66H131V65H129ZM133 66H132V67H133ZM135 66H136V65H135ZM135 66H134L133 69H135ZM150 66H151V65H150ZM153 66H154V62H153ZM153 66H152V67H153ZM158 66H159V64H158ZM162 66H163V65H162ZM1 67H3V66H1ZM1 67H0V68H1ZM7 67H8V66H7ZM17 67H18V64H17ZM23 67H24V65H23ZM50 67H51V65H50ZM56 67H57V66H56ZM78 67H77V65H76L77 70L81 69L80 67H79V69H78ZM115 67H116V66H115ZM115 67H114V68H115ZM123 67H124V66H123ZM123 67L121 68V71H122ZM154 67H155V66H154ZM160 67H161V66H160ZM25 68H26V67H25ZM25 68H24V69H25ZM30 68H31V66H30ZM30 68H29V69H30ZM32 68H33V66H32ZM43 68H44V67H43ZM54 68H55V66H54ZM68 68H69V67H68ZM68 68H67V69H68ZM74 68H75V66H74ZM76 68H75V69H76ZM99 68H100V67H99ZM105 68H107V67H105ZM117 68H118V67H117ZM128 68H129V67H128ZM162 68H163V67H162ZM5 69H6V68H5ZM5 69H4V70H5ZM26 69H27V71L29 70L28 68H26ZM26 69H25V70H26ZM45 69H46V68H44V70H45ZM49 69H50V68H49ZM49 69L47 68L46 70H49ZM55 69H56V68H55ZM64 69H65V68H64ZM101 69H102V68H101ZM103 69H104V68H103ZM160 69H161V68H160ZM1 70H2V69H1ZM6 70H7V69H6ZM6 70L4 71V73H6ZM34 70H35V69H34ZM37 70H38V69H37ZM53 70H54V69H53ZM53 70H51V71H53ZM68 70H69V69H68ZM68 70H67V71H68ZM71 70H72V68H71ZM97 70H98V69H97ZM116 70H117V69H116ZM126 70H128V69L126 68ZM153 70H154V69H153ZM158 70H159V69H158ZM22 71H24V70H22ZM31 71H32V70H31ZM40 71L42 72L41 69H40ZM58 71H59V70L57 69V71H55V72L59 73ZM63 71H64V70H63ZM73 71H74V70H73ZM112 71H113V70L111 69V72H112ZM123 71H124V70H123ZM129 71H130V70H129ZM129 71H127V73H128ZM139 71H140V70H139ZM7 72H8V71H7ZM12 72H13V71H12ZM12 72H11V73H12ZM17 72H18V71H17ZM24 72H26V71H24ZM34 72H35V71H34ZM41 72H39V73H41ZM43 72H44V71H43ZM48 72H49V71H48ZM55 72H54V73H55ZM68 72L70 73V70H69ZM114 72H115V71H114ZM137 72H138V70H137ZM1 73H2V72H1ZM1 73H0V74H1ZM21 73H22V72H21ZM21 73L19 72V76H20ZM26 73H27V72H26ZM26 73H25V74H26ZM39 73H38V74H39ZM51 73H52V72H51ZM51 73H50V74H51ZM66 73H67V72H66ZM69 73H67V74H69ZM72 73H73V72H72ZM72 73H70L69 75L71 76ZM76 73H77V72H76ZM112 73H113V72H112ZM12 74H13V73H12ZM22 74H24V73H22ZM27 74H28V73H27ZM27 74H26V75H27ZM29 74H30V73H29ZM31 74H32V72H31ZM38 74H37V75H38ZM41 74H42V73H41ZM44 74H45V73H44ZM74 74H75V73H74ZM109 74H110V73H109ZM109 74H108V75H109ZM113 74H114V73H113ZM124 74H125V73H124ZM1 75H3V74H1ZM55 75H56V74H55ZM75 75H76V74H75ZM111 75H112V74H110V76H111ZM115 75H116V74H115ZM121 75H123V74H121ZM121 75H120V76H121ZM6 76H7V74H6ZM9 76H11V75L9 74ZM9 76H8V77H9ZM27 76H28V75H27ZM52 76H53V74H52ZM62 76H64V73L62 74ZM67 76H68V75H67ZM67 76H66V77H67ZM13 77H14V76H13ZM21 77H23V76H21ZM24 77H25V76H24ZM24 77H23V79H24ZM30 77H31V76H30ZM34 77H35V76H34ZM34 77H32V78H34ZM37 77H38V76H37ZM39 77H40V79H41V75H40V74H39ZM42 77H44L43 74H42ZM48 77L51 78V75L48 76ZM55 77H56V76H55ZM58 77H59V76H58ZM58 77H57V78H58ZM64 77H65V76H64ZM64 77H63V78H64ZM72 77H73V76H72ZM111 77H112V76H111ZM113 77H114V75H113ZM113 77H112V79H115V77H114V78H113ZM117 77H118V76H117ZM14 78H15V77H14ZM14 78H13V79H14ZM32 78H27V79H31V80H33ZM50 78H49V79H50ZM60 78L62 79L61 76H60ZM120 78H122V77H120ZM0 79H2V78H0ZM9 79H11V78H9ZM18 79H19V78H18ZM27 79H26V80L24 79V80L27 81ZM49 79H48V80H49ZM68 79H69V77H68ZM73 79H74V78H73ZM73 79H72V80H73ZM2 80H3V79H2ZM11 80H12V79H11ZM14 80H15V79H14ZM19 80H20V79H19ZM31 80H29V81L31 82ZM36 80H37L36 83H38V84H36V85L38 86V85H39V79H36ZM44 80H45V77H44ZM51 80H52V78H51ZM66 80H67V79H66ZM66 80H65V81H66ZM115 80H117V79H115ZM120 80H121V79H120ZM6 81H7V80H6ZM8 81H9V80H8ZM8 81H7V82H8ZM58 81H59V80H58ZM111 81H112V80H111ZM21 82H22V81H21ZM40 82H41V81H40ZM113 82H114V81H113ZM116 82H117V81H116ZM10 83H11V82H10ZM12 83H13V82H12ZM18 83H19V82H18ZM22 83L24 84V82H22ZM22 83H20V84H22ZM34 83H35V81H34ZM59 83H60V82H59ZM62 83H63V81H62ZM65 83H66V82H65ZM70 83H71V81L69 82V84H70ZM106 83H107V82H106ZM110 83H111V82H110ZM117 83H120V82H117ZM29 84H30V83H29ZM29 84L27 83V85H29ZM31 84H32V83H31ZM31 84H30V86H31ZM4 85H6V84H4ZM7 85H8V83H7ZM9 85H10V84H9ZM9 85H8V86H9ZM24 85H25V84H24ZM41 85H42V84H41ZM108 85H109V84H108ZM110 85H111V84H110ZM110 85H109V88L112 87V86H110ZM118 85L121 86V84H118ZM118 85H117V86H118ZM16 86H17V85H16ZM21 86H23V85H21ZM25 86H26V85H25ZM25 86L22 87L23 90L25 89ZM32 86H33V85H32ZM37 86H36V87H37ZM64 86H65V85H64ZM66 86H68V85H66ZM106 86H107V85H106ZM114 86H115V85H114ZM1 87H4V86H1ZM9 87H12V85H10ZM27 87H28V86H27ZM33 87H34V86H33ZM39 87H40V86H39ZM81 87H82V86H81ZM6 88H7V87H6ZM6 88L4 87V90H6ZM16 88H17V87H16ZM30 88H31V87H30ZM37 88H38V87H37ZM84 88H85V87H84ZM86 88H87V87H86ZM107 88H108V87H107ZM112 88H113V87H112ZM120 88H121V87H120ZM0 89H1V88H0ZM12 89H13V88H12ZM14 89H15V88H14ZM27 89L29 90V88H27ZM32 89H33V88H32ZM34 89H36V88H34ZM40 89H41V87H40ZM66 89H68V88L66 87ZM80 89H81V88H80ZM80 89H79V91H80ZM113 89H114V88H113ZM118 89H119V88H118ZM118 89H117V90H118ZM4 90H3V91H4ZM28 90H25L26 92H25V91H24V92L27 94V92H30V91H28ZM36 90H37V89H36ZM68 90H69V89H68ZM71 90H72V89H71ZM82 90H83V89H82ZM86 90H87V89H86ZM107 90H108V89H107ZM120 90H121V89H120ZM6 91H7V90H6ZM8 91H9V90H8ZM74 91H75V90H74ZM76 91H77V90H76ZM76 91H75V92H76ZM84 91H85V89H84ZM89 91H92V90H89ZM89 91H88V92H89ZM109 91H111V88H110ZM113 91H114V90H113ZM20 92H21V91L19 90L18 93H19V94H22V93H20ZM24 92H23V93H24ZM32 92H34V90H33ZM32 92H31V93H32ZM75 92H74V93H75ZM119 92H120V91H119ZM9 93H10V95H8V96H7V95H4V96L9 97L8 99H14V97L16 96L15 91H14V93H13V92L11 93V91H10ZM9 93L7 92V94H9ZM16 93H17V92H16ZM35 93H37V91H35ZM35 93H34V94H35ZM66 93H67V92H66ZM68 93H69V92H68ZM74 93H73V94H74ZM76 93H77V92H76ZM80 93H82V92L80 91ZM86 93H87V91H86ZM86 93H85V95L89 94L90 92L87 93V94H86ZM115 93H116V92H115ZM115 93H113V94H115ZM14 94H15V96H14ZM26 94H22V98H21V99H23V101H24V97H27V96H23V95H26ZM71 94H72V91H71ZM73 94H72V95H73ZM1 95H2V93H1ZM37 95H38V94H36V96H37ZM75 95H76V94H75ZM75 95H74V97H75ZM77 95H78V93H77ZM79 95H80V94H79ZM93 95H94V94H93ZM2 96H3V95H2ZM20 96H21V95H20ZM28 96H29V93H28ZM30 96H31V95H30ZM30 96H29V97H30ZM32 96H33V95H32ZM67 96H69V95L67 94ZM88 96H89V95H88ZM0 97H1V96H0ZM18 97H19V96H18ZM18 97H17V98H18ZM29 97H28V98H29ZM33 97H34V96H33ZM38 97H39V96H37L36 99L40 101V99H39ZM80 97H81V96H80ZM85 97H86V96H85ZM111 97H112V96H111ZM113 97H114V95H113ZM28 98H27V100H26V98H25L26 102L29 100ZM30 98H32V97H30ZM72 98H73V97H72ZM72 98H71V99H72ZM89 98H90V96H89ZM89 98H87V99H89ZM91 98H92V97H91ZM93 98H94V97H93ZM108 98H109V97H108ZM8 99L6 98L7 101H8ZM21 99H16V100L19 101V100H21ZM69 99H70V98H69ZM74 99H75V98H74ZM84 99H85V98H84ZM2 100H3V99H2ZM31 100H32V99H31ZM34 100H35V99H34ZM66 100H67V99H66ZM66 100H65V101H66ZM72 100H73V99H72ZM79 100L81 101V99H79ZM85 100H86V99H85ZM90 100H91V99H89V101H90ZM93 100H94V99H93ZM10 101H11V100H10ZM10 101H9V103H10ZM32 101H33V100H32ZM32 101H30V102H32ZM69 101H70V100H69ZM74 101H76V100H74ZM83 101H84V100H83ZM83 101H81V102H83ZM14 102H15V101H14ZM33 102H35V101H33ZM33 102L31 103V105L33 104ZM93 102H94V101H93ZM0 103H1V102H0ZM11 103H12V101H11ZM18 103H19V102H17V105H18ZM20 103H22V100H21ZM28 103H29V101H28ZM40 103H41V102H40ZM76 103H78V102H76ZM76 103H75V104H76ZM91 103H92V102H91ZM2 104H3V103H2ZM6 104H7V103H6ZM6 104H4V105H6ZM37 104H39L38 101H37ZM37 104H36V105H37ZM79 104L81 105L82 103H79ZM88 104H89V103H88ZM0 105H1V104H0ZM13 105H14V104H13ZM19 105H20V104H19ZM21 105H22V104H21ZM29 105H30V103H29ZM33 105L35 106V104H33ZM39 105H41V104H39ZM39 105H37V107H38ZM82 105H83V104H82ZM85 105H86V102H85ZM89 105H91V104H89ZM1 106H3V105H1ZM11 106H12V105H11ZM11 106H10V107H11ZM22 106H25V104H23ZM41 106H42V105H41ZM7 107H8V106H7ZM7 107H5V108H7ZM14 107H15V106H13V108H14ZM27 107H28V106H27ZM32 107H33V106H32ZM32 107H31V109L34 108V107H33V108H32ZM39 107H40V106H39ZM39 107H38V108H39ZM72 107H73V106H72ZM76 107H77V106H76ZM78 107H80V106H78ZM83 107H84V106H83ZM83 107H82V108H83ZM87 107H88V105H87ZM13 108H12L11 110H13ZM35 108H36V107H35ZM85 108H86V107H85ZM85 108L83 109V111H84V110L87 111V109H85ZM14 109H15V108H14ZM27 109H28V108H27ZM27 109H26V111H28ZM29 109H30V108H29ZM31 109H30V110H31ZM40 109H42V108H40ZM43 109H44V108H43ZM78 110H79V109H78ZM8 111H9V110H8ZM35 111H36V109H35ZM35 111H34V112H35ZM40 111H41V110H40ZM40 111L38 112V110H37L36 112L40 113ZM43 111H44V110H43ZM81 111H82V110H81ZM105 111H106V110H105ZM105 111H104V112H105ZM36 112H35V113H36ZM45 112H47V111H44L43 113L45 114ZM101 112H102V109H101ZM106 112H107V111H106ZM97 114H98V113H97ZM102 114H103V113H102ZM25 115H26V114H25ZM30 115H33V113L31 114V112H30L29 116H30ZM34 115H35V114H34ZM39 115H40V114H39ZM45 115H46V114H45ZM99 115H100V113H99ZM106 115H107V114H106ZM69 116H70V115H69ZM22 117H24V115H23ZM30 117H31V116H30ZM42 117H44L43 114H42ZM96 117H97V116H96ZM98 117H99V116H98ZM98 117H97V118H98ZM100 117H103V116L100 115ZM24 118H26V117H24ZM28 118H29V117H28ZM40 118H41V117H40ZM46 118H47V116H46ZM58 118H59V117H58ZM61 118H62V117H61ZM68 118H69V117H68ZM94 118H95V115H94ZM94 118H93V119H94ZM103 118H104V117H103ZM106 118H107V116H106ZM30 119H32V118H30ZM30 119H29V120H30ZM34 119H35V117H34ZM34 119H33V120H34ZM56 119H57V118H56ZM56 119H55V120H56ZM76 119H77V118H76ZM37 120H38V116H37ZM39 120H40V119H39ZM39 120H38V121H39ZM46 120H47V119H46ZM55 120H54V121H55ZM98 120H99V118H98ZM100 120H101V119H100ZM104 120H105V119H104ZM21 121H22V120H21ZM23 121H24V122H22V123H25V120H23ZM27 121H28V120H27ZM27 121H26V122H27ZM35 121H36V120H35ZM38 121H37V122H38ZM43 121H44V119L41 118L40 123L38 122L39 124L42 125V127H44V126H43V124H44ZM57 121H59V119H58ZM76 121H77V120H76ZM96 121H97V120H96ZM96 121H95V122H96ZM102 121H103V120H102ZM106 121H107V119H106ZM30 122H31V121H30ZM46 122H47V121H46ZM48 122H49V120H48ZM55 122H56V121H55ZM95 122H94V123H95ZM28 123H29V122H28ZM34 123H35V122H34ZM59 123H60V122H59ZM104 123H105V122H104ZM25 124H26V123H25ZM30 124H33V122L30 123ZM46 124H47V123H46ZM46 124H45V125H46ZM102 124H103V122L101 123V125H102ZM23 125H24V124H23ZM26 125H27V124H26ZM35 125H36V124H35ZM47 125H48V124H47ZM33 126H34V125H32V127L30 126V127L32 128L31 131L35 129V128L33 129ZM38 126H39V125H38ZM49 126H50V125H49ZM49 126H48V128H50ZM95 126H96V125H95ZM103 126H105V124H103ZM39 127H40V126H39ZM42 127H41V128H42ZM37 128H38V127H37ZM41 128H40V131H41ZM96 128H97V127H96ZM99 128H101L100 124H99ZM45 129H46V128H45ZM50 129H51V128H50ZM50 129H49V130H50ZM85 129H86V128H85ZM90 129H91V128H90ZM92 129L95 130L94 127H93ZM21 130H22V129H21ZM23 130H24V129H23ZM26 130H27V129H26ZM35 130H36V129H35ZM43 130H44V128H43ZM45 131L47 132L48 130H45ZM81 131H82V129H81ZM96 131H97V130H96ZM96 131H95V132H96ZM26 132H28V131H26ZM35 132H36V134H37V131H35ZM46 132H44V133H46ZM49 132L51 133V131H49ZM84 132H85V131H84ZM79 133H80V132H79ZM26 134H27V133H26ZM86 134H87V133H86ZM86 134H85V135H86ZM31 135H32V133H31ZM38 135H39V134H37V136H38ZM40 135H41V134H40ZM42 135H43V133H42ZM51 135H52V134H51ZM51 135H50V138H48L49 140L52 138ZM80 135H82V134H80ZM85 135H83L84 138H85ZM27 136H28V135H27ZM35 136H36V135H35ZM45 136H46V137H44V135H43V138H42V139H45V140H46L47 135H45ZM25 137H26V136H25ZM33 137H34V135H33ZM28 138H29V136H28ZM34 138H36V137H34ZM79 138H80V137H79ZM84 138H83V139H84ZM104 138H106V139H105L106 142L109 143V142L107 141V138H108V137L104 136L103 139H104ZM31 139H32V137H31ZM31 139L29 138L28 140H31ZM37 139H38V138H37ZM33 140H34V139H32V141H33ZM38 140H39V139H38ZM38 140H37V141H38ZM51 140H52V139H51ZM78 140H79V139H77V142H76V143H78ZM84 140H85V139H84ZM96 140H97V139H96ZM105 140H104V142H105ZM37 141H36V143H38ZM74 141H75V139L73 140V142H74ZM28 142H29V141H28ZM28 142H26V143H28ZM34 142H35V141H33V143H34ZM47 142H48V140H47ZM73 142H72V143H73ZM95 142H96V141H95ZM30 143H31V141H30ZM33 143H32V144H33ZM36 143H35V144H36ZM51 143H52V142H51ZM111 143H112V142H111ZM39 144H40V143H39ZM79 144L81 145V142H80V141H79ZM103 144H104V143H103ZM28 145H29V144H28ZM30 145H31V144H30ZM49 145H50V144H49ZM74 145L79 146L78 144H75V142H74ZM85 145H87V144H85ZM106 145H108V144H106ZM31 146H33V145H31ZM43 146H44V145H43ZM82 146H83V145H82ZM110 146H113V145L111 144ZM47 147H48V146H47ZM70 147H71V146H70ZM70 147H69V148H70ZM75 147H76V146H74V148H75ZM84 147H85V146H84ZM86 147H88V146H86ZM105 147H106V146H105ZM108 147H109V146H108ZM27 148H28V147H27ZM30 148H32V151H33V147H30ZM30 148H28V149L30 150ZM34 148H35V147H34ZM38 148H40V147H38ZM41 148H43V147H41ZM45 148H46V147H45ZM45 148H44V149H45ZM53 148H54V147H52V149H53ZM71 148H72V147H71ZM76 148H77V147H76ZM76 148H75V149H76ZM109 148H110V147H109ZM109 148H107V149H109ZM112 148H114V147H112ZM47 149H48V148H47ZM50 149H51V148H49V150H50ZM34 150H35V153H36V152H37L36 149H34ZM49 150H47L48 153H49ZM114 150H115V149H114ZM114 150L112 149L111 151H109V150H108V151H109V152H112V151H114ZM42 151H43V149H42ZM51 151H52V150H51ZM51 151H50V152H51ZM70 151H71V149L69 150V152H70ZM69 152H68V153H69ZM71 152H72V151H71ZM75 152H76V151H75ZM37 153H40V150H39V152H37ZM43 153H44V151H43ZM70 154H71V153H70ZM70 154H69V155H70ZM112 154L115 155L116 152H115V154H114V152H113V153H111L110 155H112ZM39 155H40V154H39ZM41 155H42V154H41ZM48 155H49V154H48ZM50 155H51V153H50ZM50 155H49V156H50ZM54 155H55V154H54ZM72 155H74V154H72ZM116 155H117V154H116ZM70 156H71V155H70ZM70 156H69V157H70ZM40 157H41V156H40ZM44 157H45V154H44ZM50 157H51V156H50ZM110 157H111V156H110ZM114 157H115V156H114ZM47 158H48V157H47ZM47 158H46V160H45L44 158H43V159H44L45 161H47ZM51 158H53V156H52ZM112 158H113V157H111V160L113 161L114 158H113V159H112ZM43 159H42V160H43ZM53 159H54V158H53ZM55 159H56V157H55ZM49 160H50V158H49ZM114 160H115V159H114ZM50 161H51V160H50ZM109 161H110V160H109ZM53 162H54V160H53ZM113 162H114V161H113ZM43 163H44V162H43ZM50 163H51V162H50ZM44 164H45V163H44ZM46 164H47V163H46ZM113 164H114V165H118V164H116V163H113ZM111 165H112V164H111ZM20 176H21V175H20ZM21 177H22V176H21ZM24 177H25V176H23L22 179H24ZM16 178H17V177H16ZM16 178H15V179H16ZM19 179H21V178H19ZM101 179H102V178H101ZM16 180H18V179H16ZM16 180H15V182H16ZM24 180H25V179H24ZM95 180L98 182V179H95ZM22 181H23V180H22ZM96 181H94V182L96 183ZM99 181H100V180H99ZM104 181H105V179H104ZM19 182L21 183V181H19ZM23 182H24V181H23ZM23 182H22V183H23ZM94 182H93V183H94ZM108 182H109V181H108ZM17 183H18V181H17ZM17 183H16V185H17ZM24 183H25V182H24ZM100 183H102V184H101V185L103 186L102 189L106 188L109 184H111V183H109L107 186L104 187V183L102 182V180H101ZM13 184H14V183H13ZM25 184H26V183H25ZM22 185H23V184H22ZM99 185H100V184H99ZM101 185H100V187H102ZM105 185H106V184H105ZM18 186H19V185H18ZM25 186H26V185H25ZM81 186H82V185H79V187H81ZM86 186H87V185H86ZM95 186H96V185H94V187H95ZM97 186H98V185H97ZM110 186H112V184H111ZM110 186H109V187H110ZM20 187H21V185H20ZM83 187H84V185H83ZM6 188H8V185L6 186ZM13 188H15V187H13ZM16 188H17V187H16ZM41 188H42V187H41ZM85 188H87V187H85ZM95 188H96V187H95ZM97 188H98V187H97ZM113 188H114V187H113ZM4 189H5V188H4ZM4 189H3V190H4ZM21 189H22V187H21ZM43 189H44V188H43ZM99 189H100V188H99ZM99 189H98V190H99ZM107 189H109V188H107ZM80 190H81V188H80ZM80 190H78V191H80ZM98 190H97V191H98ZM100 190H101V189H100ZM105 190H106V189H105ZM105 190H104V191H105ZM111 190H112V189H111ZM113 190H114V189H113ZM113 190H112V191H113ZM14 191H15V190H14ZM20 191H21V190H20ZM37 191H38V189H37ZM112 191L109 190V195H108V196H110V194L113 193ZM8 192H9V191H8ZM11 192H12V191H11ZM11 192H10V193H11ZM17 192L19 193V191H17ZM41 192H42V189H41ZM43 192H44V191H43ZM45 192H46V191H45ZM67 192H68V191H67ZM73 192H74V191H73ZM105 192H107V191H105ZM186 192H187V191H186ZM2 193L4 194V192H2ZM39 193H40V191H39ZM59 193H60V192H59ZM99 193H100V192H99ZM102 193H103V192L101 191V194H102ZM114 193H115V192H114ZM5 194H7V193L5 192ZM12 194H13V193H12ZM14 194H15V193H14ZM21 194H22V193H21ZM43 194H44V193H42V196H43ZM45 194H46V193H45ZM45 194H44V195H45ZM16 195H17V194H16ZM36 195H38V194L36 193ZM105 195H106V194H104V196H105ZM112 195H113V194H112ZM114 195H115V194H114ZM5 196H6V195H5ZM5 196L3 195L4 198H5ZM9 196H13V195H9ZM42 196H41V197H42ZM225 196H226V195H225ZM1 197H2V196H1ZM1 197H0V198H1ZM14 197H15V195H14ZM16 197H17V196H16ZM16 197H15V198H16ZM23 197H24V195H23ZM41 197H40V198H41ZM105 197H106V196H105ZM112 197H113V196H112ZM187 197H188V196H187ZM42 198H43V197H42ZM108 198H109V197H108ZM5 199H10V198L7 196V198H5ZM5 199H4V200H5ZM12 199H13V198H12ZM12 199H10V200H12ZM19 199H20V198H19ZM101 199H102V197H101ZM103 199H104V198H103ZM105 199H107V198H105ZM226 199H227V197H226ZM1 200H2V201H1V203H2V202H3V198H2ZM109 200H110V199H109ZM7 201H8V203H9V200H7ZM10 202H11V201H10ZM4 203H5V202H4ZM12 204H13V202H12ZM191 204H192V203H191ZM0 205H2V204H0ZM187 205H188V207H189V204H187ZM4 206H5V205H4ZM191 207H192V205H191ZM0 209H3V207H2V208L0 207ZM4 209H5V208H4ZM4 209H3V210H4ZM194 209L196 210L195 207H194ZM208 209H209V208H208ZM5 210H6V209H5ZM82 210H83V209H82ZM86 210H87V209H86ZM0 211H2V210H0ZM6 211H7V210H6ZM88 211H89V210H88ZM203 211H204V213H205V210H203ZM82 212L85 213L84 211H82ZM193 212H194V211H193ZM196 212L198 213V211H196ZM207 212H208V211H207ZM210 212H211V209H210ZM216 212L219 213V211H216ZM216 212H215V213H216ZM4 213H5V212H4ZM4 213H2V215H3ZM83 213L81 214V216L83 215ZM88 213H90V212H88ZM199 213H200V212H199ZM204 213H203V216H204ZM0 214H1V212H0ZM5 214H6V213H5ZM86 214H87V213H86ZM206 214H207V213H206ZM210 214H211V213H210ZM78 215H80V214H78ZM88 215H89V214H88ZM88 215H87V216H88ZM197 215H198V214H197ZM217 215H218V214H217ZM0 216H1V215H0ZM200 216H201V215H200ZM11 217H12V216H11ZM69 217H70V215H69ZM72 217H73V216H72ZM72 217H71V218H72ZM85 217H86V215H85ZM102 217H103V216H100L99 218H101V219L103 220ZM198 217H199V216H198ZM205 217H206V216H205ZM9 218H10V217H9ZM14 218H15V215L13 216V218H12V220H11V224H13L12 222H13V219H14ZM99 218H98V219H99ZM199 218H200V217H199ZM199 218H198V219H199ZM21 219H22V217H21ZM95 219H96V217H95ZM195 219H196V218H195ZM200 219H202V218H200ZM15 220L17 221V219H15ZM91 220H92V219H91ZM93 220H94V219H93ZM9 221H10V220H9ZM16 221H14V222H16ZM20 221H21V220H20ZM70 221H71V220H70ZM70 221H69V222H70ZM103 221H104V220H103ZM21 222H22V221H21ZM71 222H72V221H71ZM80 222H81V221H80ZM82 222H83V221H82ZM82 222H81V223H82ZM90 222H91V221H90ZM92 222H94V223H93V226L96 225V222H98V224L102 223L101 221H100V223H99V220H96V222H95V221H92ZM92 222H91V223H92ZM17 223H18V222H17ZM33 223H35V222H33ZM62 223H64V222H62ZM72 223H74V221H73ZM72 223H69V224L73 225ZM77 223H79V221H77ZM91 223H90V224H91ZM79 224H80V223H79ZM79 224H78V225H79ZM90 224H89V225H90ZM98 224H97L96 226H98ZM35 225H36V224H35ZM35 225H32V227L35 226ZM61 225H63V224H61ZM74 225H76V221H75ZM78 225H76V226L79 227L80 225H79V226H78ZM81 225H85V224H81ZM87 225H88V224L86 223V227H87ZM91 225H92V224H91ZM101 225H103V224H101ZM13 226H14V225H13ZM13 226H12V227H13ZM15 226H17V225L15 224ZM15 226H14V228H16ZM69 226H70V225H69ZM69 226H68V227H69ZM103 226H104V227H103ZM103 226H102V228H105V225H103ZM37 227H38V226H37ZM65 227H66V226H65ZM70 227H71V226H70ZM77 227H76V228H77ZM84 227H85V226H84ZM84 227H81V228L79 227V228H80V230H81V229H84ZM86 227H85V229H86ZM62 228H63V227H62ZM62 228H61V229H62ZM88 228H90V226H89ZM93 228H94V227H93ZM98 228H101V226L99 225ZM98 228L96 227L97 230H99ZM35 229H36V228H35ZM65 229H66V228H65ZM68 229H69V228H68ZM68 229H67V231L65 230L67 233H68ZM107 229H109V228H106V232L108 231ZM0 230H1V229H0ZM58 230H60V229H58ZM70 230H71V229H70ZM75 230H76V229H75ZM77 230H78V229H77ZM80 230H79V231H80ZM86 230H87V229H86ZM86 230H84V231H86ZM89 230H90V229H89ZM89 230H87V231L89 232ZM91 230H92L91 233H92V232H97L95 229H94L95 231H93V229H91ZM101 230H102V233H103V232H104L103 229H101ZM12 231H14V230H12ZM33 231H36V230H33ZM55 231H56V230H55ZM82 231H83V230H82ZM82 231H80V232H82ZM59 232L62 233V231H59ZM80 232H78V233L75 232V233H74V234H75V236H74L75 239H74V240H75L76 242L79 241V243H84L83 238H85L84 235H85L86 233L82 235V233H80ZM98 232H99V231H98ZM10 233H11V231L9 232V235H10ZM13 233H14V232H13ZM48 233H52V231H51V232H48ZM56 233H57V231H56ZM61 233H58V234H59V237H61V236H60ZM83 233H84V232H83ZM102 233L100 232V234L98 233V235H100V237H101ZM65 234H66V233H65ZM69 234H72V232L69 231ZM93 234H94V233H93ZM2 235H3V234H2ZM5 235L7 236L8 234H5ZM5 235H4V236H5ZM50 235H51V234H50ZM53 235H54V234H53ZM53 235H52V236H53ZM94 235H96V233H95ZM94 235H93V236H94ZM45 236H46V235H45ZM65 236H71V235H67V234H66ZM65 236H64V238H65ZM83 236H84V237H83ZM87 236H89V235L87 234ZM93 236H92V237H93ZM102 236H103V235H102ZM13 237H14V234H13ZM13 237H12V238H13ZM26 237H27V235H26ZM26 237H25V239H27ZM28 237H31V236L28 235ZM50 237H51V236H50ZM53 237H54V236H53ZM56 237L59 238L58 236H56ZM236 237H237V236H236ZM12 238H11V239H12ZM61 238H62V237H61ZM69 238H70V240H72L71 237H69ZM93 238H95V237H93ZM101 238H102V237H101ZM212 238H213V237H212ZM29 239H30V238H29ZM47 239H48V238H46V240H47ZM91 239H92V238H91ZM95 239H96V238H95ZM102 239H103V238H102ZM102 239H101V240H102ZM5 240H6V238H5ZM68 240H69V239H68ZM68 240L66 239V241H68ZM86 240H88V239L85 238V241H86ZM210 240H212V239H209V241H210ZM13 241H14V239H13ZM13 241H12V242H13ZM66 241H65V242H66ZM75 241H74V242H75ZM89 241H90V240H89ZM92 241H93V240H92ZM97 241H100V240H97ZM103 241H104V243H106V240H105V239L102 240V243H103ZM120 241H121V243H122V240H120ZM217 241H218V240H216V242H217ZM47 242H48V240H47ZM65 242L63 243V245H65ZM76 242H75V244H76ZM110 242H111V240H110ZM116 242H117V241H116ZM116 242H115V243H116ZM216 242H215V244H216ZM30 243H31V242H30ZM66 243H67V242H66ZM70 243H71V242H70ZM72 243H73V240H72ZM72 243H71V244H72ZM77 243H78V242H77ZM85 243H86V242H85ZM97 243H98V242H96V240H94V243H93V244H92V242L87 243V244H89V245L84 244L83 249H84V251H85L86 253H85L83 250H81V249H80L81 251L79 250V251H80V252H79V251H78V246H77L78 244H76L77 248H76V247H75V248H76V250L78 251V252H77V251L75 250V251L77 252L76 254H78V253L80 254V253L83 251V252L85 253V254H84V256H85L87 253L90 252V251L88 252V249L90 250V249L92 248V246H94V245H95V247H96V246H97V245H96ZM107 243H108V242H107ZM107 243H106V244H107ZM121 243H120V245H121ZM207 243H208V242H207ZM217 243H219V242H217ZM75 244H74V245H75ZM90 244H91V245H90ZM106 244H103V245H104L103 247H105V246H109V245H110L109 243H108L107 245H106ZM111 244H112V243H111ZM117 244H119V243H117ZM153 244H154V243H152L151 245H153ZM210 244H212V241L210 242ZM213 244H214V242H213ZM213 244H212L211 246H213ZM215 244H214V245H215ZM68 245H69V244H68ZM74 245H73V247H74ZM81 245H82V244H81ZM100 245H102V244L100 243ZM113 245H115V244H112V247L114 248ZM122 245H123V244H122ZM199 245H200V242H199ZM216 245H218V244H216ZM216 245H215V246H216ZM61 246H62V245H61ZM82 246H83V245H82ZM110 246H111V245H110ZM215 246H214V248H218V247H215ZM70 247H71V246H70ZM73 247L70 248V249H73ZM79 247H80V246H79ZM95 247H94V249H95ZM99 247H100V246H99ZM99 247L97 246V248H99ZM112 247H111V248H112ZM116 247L118 248V246H116ZM116 247H115V248H116ZM121 247H122V246H121ZM153 247H154V246H153ZM219 247H222L221 244L219 245ZM60 248H61V247H60ZM80 248H81V247H80ZM105 248H106V247H105ZM148 248H149V246H148ZM209 248H211V247H208V249H209ZM58 249H59V248H58ZM150 249H152V250L155 251L156 248H155V247H154V248L150 247ZM208 249H207V250H208ZM228 249H229V248H228ZM67 250H68V249H65L64 251H66L67 254H68V256H69V253H68V252H70V251H67ZM105 250H107V249H105ZM147 250H148V249H147ZM152 250H151V251H152ZM203 250H204V249H203ZM207 250H206V251H207ZM212 250H214V252H210V253H212V254L215 253V249H212ZM217 250H218V249H217ZM220 250H222V249L220 248ZM57 251H58V250H57ZM60 251H61V250H60ZM75 251H74V252H75ZM95 251H97V254H99L97 249H96ZM102 251H103V250H102ZM109 251H111L110 253H112V249H111V250H108V251H106V252L108 253ZM156 251H157V250H156ZM209 251H210V250H209ZM209 251H208V252H209ZM231 251H232V249H231ZM231 251H230V252H231ZM71 252H72V251H71ZM103 252H104V251H103ZM106 252H104L105 255H107L108 257L111 256V254H109V253L106 254ZM203 252H205V250H204ZM208 252H207V253H208ZM220 252H221V251H220ZM58 253H59V252H58ZM61 253H62V252H61ZM61 253H60V254H61ZM63 253H64V252H63ZM147 253H148V251H147ZM155 253H156V252H155ZM217 253H218V252H217ZM67 254H66V255H67ZM70 254H72V253H70ZM73 254H74V253H73ZM76 254H75V255H76ZM89 254H90V253H89ZM94 254H95V253H94V250H93V256L96 255V254H95V255H94ZM149 254H150V252H149ZM151 254H152V253H151ZM205 254H206V252H205ZM205 254H204V255H205ZM208 255H211V254H208ZM208 255H206V256H208ZM214 255H215V254H214ZM216 255H218V254H216ZM57 256H59V255H57ZM60 256H61V255H60ZM62 256H64V254H62ZM68 256H66V257H68ZM71 256H72V255H71ZM77 256H79V255H76V257H77ZM81 256H82V255H81ZM84 256H83V257H84ZM97 256H98V255H97ZM97 256H96V257H97ZM154 256H155V255L153 254V257H154ZM256 256H258V255H256ZM256 256H255V257H256ZM74 257H75V256H74ZM74 257H72V261H73V262H75V261L73 260ZM76 257H75V258H76ZM85 257H86V256H85ZM85 257H84V258H85ZM96 257H95V258H96ZM104 257H105V256H104ZM155 257H156V256H155ZM184 257H185V256H184ZM187 257H188V256L185 257V258H186V262H187V260H188ZM62 258H63V257H62ZM68 258L71 259L70 256H69ZM77 258H78V257H77ZM80 258H81V257H80ZM86 258H87V257H86ZM86 258H85V259H86ZM91 258H94V257H91ZM95 258H94V259H95ZM104 259H106V257H105ZM109 259H110V258H109ZM109 259H108V260H109ZM129 259H130V258H129ZM31 260H32V259H31ZM60 260H62V259L60 258ZM66 260H67V259H66ZM80 260H81V262H79ZM83 260H84V259H83ZM87 260H88V258L86 259V261H82V258H81V259H79V261H78V259H77V262H78L79 264H80V263H84V262H85L84 264H90V263L88 262L89 260H88V261H87ZM90 260H93V259H90ZM183 260H184V259H183ZM56 261H58V260H56ZM64 261H65V260H64ZM72 261H71V262H72ZM59 262H62V261H59ZM59 262H58V263H59ZM73 262H72V263H73ZM108 262H109V261H108ZM108 262H107V263H108ZM186 262H185V263H186ZM255 262H256V261H255ZM72 263H71V264H72ZM91 263H92V262H91ZM185 263H182V261H181V264H185ZM187 263H188V262H187ZM206 263H207V262H206ZM209 263L214 264V263H212V262H209ZM209 263H207V264H209ZM252 263H253V262H252ZM74 264H75V263H74ZM153 264H154V263H153ZM204 264H205V263H204ZM218 264H219V263H218Z\"/></svg>",
  "mask_w": 264,
  "mask_h": 264
}]
</instances>
